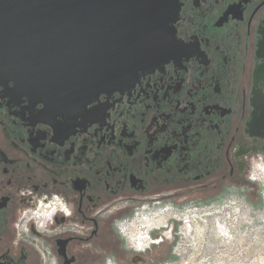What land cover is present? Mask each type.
I'll return each instance as SVG.
<instances>
[{
  "label": "flooded vegetation",
  "instance_id": "flooded-vegetation-1",
  "mask_svg": "<svg viewBox=\"0 0 264 264\" xmlns=\"http://www.w3.org/2000/svg\"><path fill=\"white\" fill-rule=\"evenodd\" d=\"M142 4L171 16L164 63L73 99L0 69V264L81 263L135 209L219 205L264 174V0ZM55 197L68 213L38 243L24 212Z\"/></svg>",
  "mask_w": 264,
  "mask_h": 264
},
{
  "label": "water",
  "instance_id": "water-1",
  "mask_svg": "<svg viewBox=\"0 0 264 264\" xmlns=\"http://www.w3.org/2000/svg\"><path fill=\"white\" fill-rule=\"evenodd\" d=\"M149 1L0 0V69L22 81L37 79L73 99L96 75L98 81L109 73L107 82L114 84L124 73L136 75L164 63L151 58L174 53L165 26L171 16L160 6L142 4ZM143 18L160 25L142 26ZM63 250L60 255L70 264L74 259Z\"/></svg>",
  "mask_w": 264,
  "mask_h": 264
},
{
  "label": "rangeland",
  "instance_id": "rangeland-1",
  "mask_svg": "<svg viewBox=\"0 0 264 264\" xmlns=\"http://www.w3.org/2000/svg\"><path fill=\"white\" fill-rule=\"evenodd\" d=\"M251 178L244 189L222 193L219 205L133 210L115 221L122 237L113 231L119 253L102 251L92 264H264V174ZM135 212L147 218L154 237L165 231L164 240L142 254L131 250L122 234L121 224Z\"/></svg>",
  "mask_w": 264,
  "mask_h": 264
},
{
  "label": "built area",
  "instance_id": "built-area-1",
  "mask_svg": "<svg viewBox=\"0 0 264 264\" xmlns=\"http://www.w3.org/2000/svg\"><path fill=\"white\" fill-rule=\"evenodd\" d=\"M254 175L258 176L260 174L256 172ZM61 213H68V209L62 200L57 197L49 200L41 199L36 206L25 210L23 224L20 227V231L32 235L36 242L39 243L41 240L37 236L43 234L49 229V225L53 223L55 218L60 216ZM138 213L139 212L135 214V217H133L130 222L124 221L121 225L124 232L122 234L126 240L127 246H129L134 252L142 254L163 241L164 236L160 235L154 237L151 232V229L154 228L148 227V225L144 223L145 221H148L145 220L147 218L143 217L142 219L144 221H142L139 216H136ZM218 223H220L219 220ZM47 249V247L43 248V260L45 264H54V258L52 259Z\"/></svg>",
  "mask_w": 264,
  "mask_h": 264
},
{
  "label": "trees",
  "instance_id": "trees-1",
  "mask_svg": "<svg viewBox=\"0 0 264 264\" xmlns=\"http://www.w3.org/2000/svg\"><path fill=\"white\" fill-rule=\"evenodd\" d=\"M120 240L114 235V232L111 231V233L108 235V237H106V239L101 240V244L98 245V247H100L102 250L105 251H110V252H118L120 251L119 247L116 248L115 244L120 245L121 242H119ZM121 246V245H120ZM119 249V250H118ZM85 257L86 260H88V264H92V262H95L97 260L100 259V254L99 253H90L87 254ZM82 264H84L85 262L81 261Z\"/></svg>",
  "mask_w": 264,
  "mask_h": 264
},
{
  "label": "clouds",
  "instance_id": "clouds-1",
  "mask_svg": "<svg viewBox=\"0 0 264 264\" xmlns=\"http://www.w3.org/2000/svg\"><path fill=\"white\" fill-rule=\"evenodd\" d=\"M252 178H255V177H252Z\"/></svg>",
  "mask_w": 264,
  "mask_h": 264
}]
</instances>
